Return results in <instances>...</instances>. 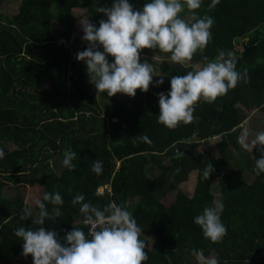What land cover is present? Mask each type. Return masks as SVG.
I'll use <instances>...</instances> for the list:
<instances>
[{"label":"trees","instance_id":"16d2710c","mask_svg":"<svg viewBox=\"0 0 264 264\" xmlns=\"http://www.w3.org/2000/svg\"><path fill=\"white\" fill-rule=\"evenodd\" d=\"M7 1L0 0V150L4 153L0 158V264L19 259L33 264L31 256H22L23 241L14 231L38 227L32 223L37 204L32 218L22 220L23 209L28 208L23 198L1 196L4 189L26 186L41 188L38 201L55 217L43 227L54 230L61 239L73 228L88 235L80 205L71 202L82 194L85 202L101 210L114 202L132 213L148 255L144 264H187L186 256L196 252L205 258L213 253L217 264H264V173L257 176L254 171L260 146L249 152L241 145L231 147L229 141L239 135L245 112L264 114V0H220L212 10L208 8L211 0H202L196 15L214 19L212 38L188 64H206L220 50L231 51L237 59L236 70L247 69L250 80L240 81L214 103L199 102L192 123L174 130L157 122L158 94L167 95L171 77L193 71L191 65L162 59L152 64L157 76L146 93L137 90L135 97L119 93L96 97L85 63L76 59L88 43L83 36L70 38L76 21L71 11H90L99 27V21L107 18L97 8L111 7L114 0H18L12 15L2 12ZM147 2L150 0H129L135 10H142ZM189 15L187 9L181 13L185 19ZM46 20L61 26L63 33L53 32L43 41L39 28ZM239 39H248L250 44L237 51ZM168 55L144 49L140 60ZM160 76L164 82L157 86ZM140 134L151 143L141 142ZM214 137L219 138L217 155L197 152L198 146H206ZM10 144L12 150L6 148ZM66 150L77 154L75 169L63 166L57 171ZM96 160L102 161L101 174L92 171ZM209 163L213 171L205 179ZM147 171L157 175L148 176ZM191 172L195 184L188 195L179 186ZM241 172H247L251 181L246 182ZM214 181L222 206L221 222L227 229L218 243L205 239L194 223L204 208L215 206ZM105 185L109 192H99ZM56 192L63 198L62 205L43 201L45 193ZM172 192L173 200L164 205L163 197ZM54 208L59 209L58 216ZM181 230L189 240H178L176 233ZM169 231L175 233L166 242L165 232ZM149 240L153 241L150 246Z\"/></svg>","mask_w":264,"mask_h":264},{"label":"clouds","instance_id":"9594fccd","mask_svg":"<svg viewBox=\"0 0 264 264\" xmlns=\"http://www.w3.org/2000/svg\"><path fill=\"white\" fill-rule=\"evenodd\" d=\"M219 2L211 0L209 10ZM201 5L202 0H150L142 10H135L129 0H114L111 7L97 8V12L107 19L100 20L99 27L88 20L81 24L82 39L88 47L76 54V59L86 65L96 97L104 93L108 97L118 93L135 97L137 90L146 93L157 75H153L152 64L141 63L144 49L170 54V61L178 65H186L197 52L202 53L212 38L210 29L214 19L196 15ZM185 9L190 14L187 19L181 17ZM101 48L103 51H100ZM109 56L114 62H109ZM236 67L234 53L220 50L203 67L197 66L185 75L172 76L167 95L158 94L160 112L157 122L170 130L180 124L192 123L199 102L214 103L240 81L249 82L248 70L241 73ZM163 82L164 77L160 76L156 85ZM247 137L245 132L238 142L249 152L260 146V158L256 159L254 168L259 176L264 173V131L256 134L250 142ZM138 138L141 142L151 143L146 135L140 134ZM3 155L0 150V158ZM76 155L71 150L63 153L62 164L70 171L75 169L73 161ZM178 155L182 156V153L178 151ZM92 171L101 174L102 161H94ZM212 171L209 163L204 170V178L208 179ZM43 201L52 205L63 204L59 192L45 193ZM71 202L80 205L79 212L84 217L82 223L89 226L88 235L80 228H73L61 239L57 232L43 227L46 221L55 217L50 215L44 202L37 201V216L32 218L31 210L25 207L20 218H32L33 225L38 227L35 230L20 227L14 231V235L23 241L22 256H31L33 264H144L148 259L145 243L140 239L141 229L131 212L114 202L101 210L85 202L82 194H77ZM53 211L56 216L59 215L58 208ZM221 211L222 206L206 207L202 214L194 217V223L201 228L204 238L212 243L221 242L227 233L221 222ZM194 255L199 264H217L215 259L206 260L200 252Z\"/></svg>","mask_w":264,"mask_h":264},{"label":"rangeland","instance_id":"374dc122","mask_svg":"<svg viewBox=\"0 0 264 264\" xmlns=\"http://www.w3.org/2000/svg\"><path fill=\"white\" fill-rule=\"evenodd\" d=\"M18 3H19L18 0H8L2 6V12L6 15H12V14L16 13L17 7L19 5ZM71 15L76 20L75 24L72 28V31H71V37H70L71 39L81 38L83 36L84 33L82 31L81 24L86 22L87 20L90 23L94 24L95 26L97 25L96 16L88 10L73 9L71 11ZM39 29H40V33H41L43 41H48L53 32L55 34H57L58 36H60L63 33V28L61 26L57 25L54 22H47V20L40 26ZM248 44H250L248 39H239L238 43L235 45V49L237 51H240L242 49L243 45H248ZM169 57H170V54L168 56H160V57L159 56H149L145 59H142L141 63L148 60V62L150 64H154V63L159 62L162 59H165L166 61L171 62ZM172 64H174V63H172ZM189 65H191L192 68L195 70L197 66L203 67L205 64H186L184 66H189ZM244 115H245V120L240 124L239 135L236 137V139H234L233 137L229 138L230 146L233 148L235 145H237V146L240 145V143L238 141L244 135L245 132L248 133L247 140H248V142H250L252 139L255 138L256 134H258L261 131H264V114L263 113H260L257 111L253 112V113L245 112ZM218 140H219L218 137H214V138L210 139L206 146L205 145L198 146L196 149L197 152H199L202 155H206L208 153H212L214 155H217L215 144ZM6 148L8 150H12L14 147L10 144V145H7ZM62 167H63V165L58 166V163H57V168H58L57 171L62 169ZM146 174L148 176H152V177L157 175V173L154 171H147ZM240 174L243 176V178L245 179L246 182L251 181V177L247 172H241ZM194 184H195V173L191 172L188 175L187 180L184 183H182L179 186V188L184 193L190 195L191 192L193 191ZM41 193H42V191H41V188H39V187H36V186L35 187H27L26 186V187L12 188V189H8V188L4 189L1 196L5 199L14 198L17 195L21 196L23 198L24 204L28 206V208L31 210V213H32L33 212V206L39 200ZM211 194L213 196L214 205L220 206V195H219L218 187H217V184L215 181L213 182V184L211 186ZM173 197H174V192L165 195L162 199V203L164 205H168L173 200ZM174 233L175 232H173V231H169L167 233L165 232L166 242H168V240L171 238V236ZM176 236H177L178 240H180V241L189 240V237H188L186 231H184V230L177 231ZM152 243H153V241L149 240L148 246H150ZM213 258H214V254L212 253L208 257H206L205 259L210 260ZM186 262H187V264H199V261L197 260L196 255L195 256L187 255L186 256ZM13 264H28V261H27V259H19V260H16L15 262H13Z\"/></svg>","mask_w":264,"mask_h":264},{"label":"built area","instance_id":"2783aa9c","mask_svg":"<svg viewBox=\"0 0 264 264\" xmlns=\"http://www.w3.org/2000/svg\"><path fill=\"white\" fill-rule=\"evenodd\" d=\"M102 190H105V191H107V192H109V188L105 185V186H102V188L100 189V192L102 191ZM86 226V225H85ZM87 227V233L89 232V226H86Z\"/></svg>","mask_w":264,"mask_h":264}]
</instances>
